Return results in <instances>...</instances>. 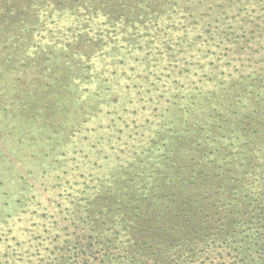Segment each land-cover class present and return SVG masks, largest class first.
Segmentation results:
<instances>
[{
	"label": "rangeland",
	"instance_id": "1",
	"mask_svg": "<svg viewBox=\"0 0 264 264\" xmlns=\"http://www.w3.org/2000/svg\"><path fill=\"white\" fill-rule=\"evenodd\" d=\"M144 1L184 9L194 30L165 29L172 20L159 19L156 33L145 21V30L156 36L150 41L130 20L142 22L134 11L144 3L135 0H0V56L7 52V57L20 63L16 70L0 69L1 264L11 262L13 251L23 252L30 245L29 237L38 235L43 220L36 217L44 213L38 204L44 198L51 197L63 207L71 199L83 198L80 214H89L98 203L95 193L101 198L109 195L123 170L138 171L145 164L137 162L147 154L153 157L152 163L163 157L162 145L173 140V123L182 128L190 115L189 121H194L199 113L217 111L211 97L203 101L171 94L179 86L175 85L176 69L185 59L184 40L176 38H194L199 45L207 34L222 30L231 0ZM254 8L251 17L262 16L247 22L242 33L255 32L260 39L252 49L261 48L263 54L264 16L260 8ZM200 25L202 38H195ZM260 54L252 58L259 60ZM246 58L237 50L228 60L246 66ZM194 72L199 76L189 82L191 87L196 85L193 80L204 81L208 74ZM247 105L248 111L242 109L238 116L251 120L262 104L252 96ZM191 125L194 133H177L182 139L179 144L197 141V127L194 122ZM163 161L148 166L164 169L167 177L172 172L162 166ZM181 171L187 178L188 169ZM73 230L71 222L67 248L74 243ZM54 259L55 255L49 264H56Z\"/></svg>",
	"mask_w": 264,
	"mask_h": 264
},
{
	"label": "trees",
	"instance_id": "2",
	"mask_svg": "<svg viewBox=\"0 0 264 264\" xmlns=\"http://www.w3.org/2000/svg\"><path fill=\"white\" fill-rule=\"evenodd\" d=\"M135 1L144 3L134 11L142 22L130 20L150 41L156 36L145 30L147 23L159 33V19L172 20L165 29L194 30L189 28L191 16L184 9ZM249 7L253 9L250 13ZM254 7L264 16V0H231L223 29L207 34L199 45L194 38H176L184 40L185 59L176 69L175 85L179 86L173 87L171 94L203 101L211 97L217 111L199 113L194 121H189L190 115L182 128L173 123L175 141L162 145L163 157L152 163L153 157L147 154L137 162L144 167L133 173L123 170L110 189L112 194L101 198L95 193L98 203L89 214H80L83 198L71 199L65 207L51 197L44 198L38 204L44 212L36 217L43 220L38 235L29 237L30 245L23 252L13 251L6 264H49L53 255L56 264H264V53L260 54L261 48L252 49L260 39L255 32L242 33L247 22L254 23L262 16L251 17ZM202 31L200 25L195 38H202ZM237 50L240 56H247L246 66L228 60ZM256 54L262 55L259 60L252 58ZM7 55L0 56L4 64L0 62V69L20 68L18 60ZM203 70L208 72L206 79L193 80L196 85L189 86L192 78L199 76L192 72ZM252 96L262 104L259 119L238 116L240 110L248 111L245 104ZM191 122L197 127V141L179 144L182 139L177 133H194ZM203 131L209 134L205 138L200 135ZM147 158L150 160L145 161ZM162 159V166L172 172L167 177L164 169L148 166ZM184 168L188 169L187 178L181 171ZM71 222L74 243L67 248ZM65 253L70 254L68 258ZM22 255L25 260L19 257Z\"/></svg>",
	"mask_w": 264,
	"mask_h": 264
}]
</instances>
